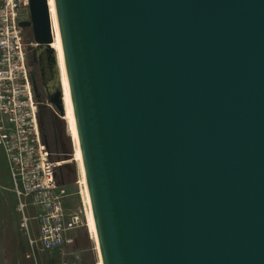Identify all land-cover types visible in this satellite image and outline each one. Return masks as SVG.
Segmentation results:
<instances>
[{
    "label": "water",
    "instance_id": "water-1",
    "mask_svg": "<svg viewBox=\"0 0 264 264\" xmlns=\"http://www.w3.org/2000/svg\"><path fill=\"white\" fill-rule=\"evenodd\" d=\"M54 4L103 264H264V0ZM29 10L67 124L48 0Z\"/></svg>",
    "mask_w": 264,
    "mask_h": 264
},
{
    "label": "built area",
    "instance_id": "built-area-1",
    "mask_svg": "<svg viewBox=\"0 0 264 264\" xmlns=\"http://www.w3.org/2000/svg\"><path fill=\"white\" fill-rule=\"evenodd\" d=\"M29 4L30 0H0V147L31 259L37 251L65 255L75 244L76 232L86 227V218L82 209L76 211L69 204L73 194L58 181L60 165L44 138L40 118L44 102L36 100L29 70L35 44L27 42L20 27L30 21ZM61 264L71 263L64 259Z\"/></svg>",
    "mask_w": 264,
    "mask_h": 264
},
{
    "label": "rangeland",
    "instance_id": "rangeland-1",
    "mask_svg": "<svg viewBox=\"0 0 264 264\" xmlns=\"http://www.w3.org/2000/svg\"><path fill=\"white\" fill-rule=\"evenodd\" d=\"M27 42H33L30 29H24ZM35 56V49L30 51V59ZM36 58V56H35ZM43 132L52 153L53 160L59 163L60 169L70 166L72 175L66 183L73 196L69 204L76 211L84 210L79 187V172L77 165L72 162L74 149L68 126L65 121L49 108L46 101L40 109ZM87 223V221H86ZM34 235L38 236V229L34 222ZM75 244L66 250V254H48L42 251L35 253V258L28 259L30 247L25 231L21 227V215L16 209V200L12 192L11 179L7 169V162L0 147V264H61L68 259L71 264H98L97 250L92 236L86 227L76 232Z\"/></svg>",
    "mask_w": 264,
    "mask_h": 264
},
{
    "label": "bare ground",
    "instance_id": "bare-ground-1",
    "mask_svg": "<svg viewBox=\"0 0 264 264\" xmlns=\"http://www.w3.org/2000/svg\"><path fill=\"white\" fill-rule=\"evenodd\" d=\"M49 4H50V10H51L52 27H53V32L55 36L54 47L58 54V61H59L60 69H61L62 83H63V88H64V103L66 107L65 119L67 121V126H68L70 137L73 140L74 158L77 161V165H78V172H79V182L78 183H79L80 194L82 197L84 210H85V218L87 221L86 224L92 236V240L96 246L95 249L97 250L98 264H103L101 254H100V248H99V243H98V238H97V233H96V228H95V222L93 218V212H92L83 162H82V155H81L79 141L77 137V131H76V126H75L73 108L71 104L69 86H68V81H67V76H66L64 57H63V51H62V46H61V40H60L59 27H58V22H57L54 0H49Z\"/></svg>",
    "mask_w": 264,
    "mask_h": 264
},
{
    "label": "trees",
    "instance_id": "trees-1",
    "mask_svg": "<svg viewBox=\"0 0 264 264\" xmlns=\"http://www.w3.org/2000/svg\"><path fill=\"white\" fill-rule=\"evenodd\" d=\"M29 70H30L31 79H32L34 89H35V93H36V100L38 102H41V103L45 102L46 99H45L43 90L41 88V84H40V80H39V74H38V68H37V62H36L35 56H33V58H31V59L29 56ZM42 106H41V108H42ZM40 118H41V122H42L41 114H40ZM42 126H43V124H42ZM44 138H45V135H44ZM45 140H46V138H45ZM46 142H47V140H46ZM58 171H59V169L57 170V178H58V181L60 183L66 184V183L70 182L71 175L73 174L70 166H65L62 169H60V175H59L60 179L58 177Z\"/></svg>",
    "mask_w": 264,
    "mask_h": 264
},
{
    "label": "flooded vegetation",
    "instance_id": "flooded-vegetation-1",
    "mask_svg": "<svg viewBox=\"0 0 264 264\" xmlns=\"http://www.w3.org/2000/svg\"><path fill=\"white\" fill-rule=\"evenodd\" d=\"M42 123V122H41Z\"/></svg>",
    "mask_w": 264,
    "mask_h": 264
}]
</instances>
